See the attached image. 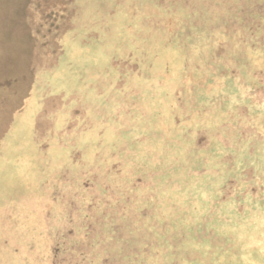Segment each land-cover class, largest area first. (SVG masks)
<instances>
[{
  "label": "rangeland",
  "instance_id": "1",
  "mask_svg": "<svg viewBox=\"0 0 264 264\" xmlns=\"http://www.w3.org/2000/svg\"><path fill=\"white\" fill-rule=\"evenodd\" d=\"M0 264H264V0H0Z\"/></svg>",
  "mask_w": 264,
  "mask_h": 264
},
{
  "label": "crops",
  "instance_id": "2",
  "mask_svg": "<svg viewBox=\"0 0 264 264\" xmlns=\"http://www.w3.org/2000/svg\"><path fill=\"white\" fill-rule=\"evenodd\" d=\"M34 118H35V117H33L32 119H34ZM17 127L20 129V132H21V133H23V130H25V128H23V124H22V123H20L19 126H17ZM14 129H15V128H14ZM14 129H13V130H14ZM27 132H28V133H27V136L30 138V140L33 141V140H34L33 138H34V136H35L34 132L32 131L31 128H28V129H27Z\"/></svg>",
  "mask_w": 264,
  "mask_h": 264
}]
</instances>
